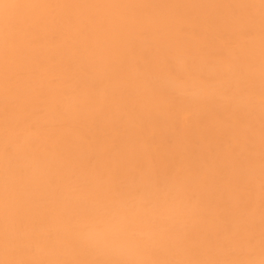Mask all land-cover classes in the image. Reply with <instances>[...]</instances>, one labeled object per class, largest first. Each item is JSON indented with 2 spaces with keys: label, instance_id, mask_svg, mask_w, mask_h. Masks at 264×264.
<instances>
[{
  "label": "bare ground",
  "instance_id": "bare-ground-1",
  "mask_svg": "<svg viewBox=\"0 0 264 264\" xmlns=\"http://www.w3.org/2000/svg\"><path fill=\"white\" fill-rule=\"evenodd\" d=\"M0 264H264V0H0Z\"/></svg>",
  "mask_w": 264,
  "mask_h": 264
}]
</instances>
